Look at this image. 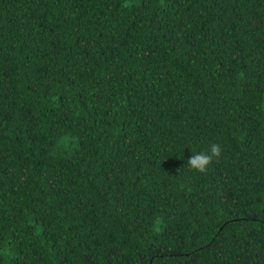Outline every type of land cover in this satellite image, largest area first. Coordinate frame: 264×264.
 Listing matches in <instances>:
<instances>
[{
	"label": "trees",
	"instance_id": "16d2710c",
	"mask_svg": "<svg viewBox=\"0 0 264 264\" xmlns=\"http://www.w3.org/2000/svg\"><path fill=\"white\" fill-rule=\"evenodd\" d=\"M0 264H264V0H0Z\"/></svg>",
	"mask_w": 264,
	"mask_h": 264
},
{
	"label": "clouds",
	"instance_id": "9594fccd",
	"mask_svg": "<svg viewBox=\"0 0 264 264\" xmlns=\"http://www.w3.org/2000/svg\"><path fill=\"white\" fill-rule=\"evenodd\" d=\"M222 151V146L219 143H211L207 150H193L192 155L187 158V164L191 169L199 172H204L207 170L209 164L214 157L220 155Z\"/></svg>",
	"mask_w": 264,
	"mask_h": 264
}]
</instances>
